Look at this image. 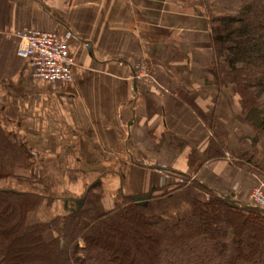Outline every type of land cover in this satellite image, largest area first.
<instances>
[{"label": "crops", "instance_id": "crops-1", "mask_svg": "<svg viewBox=\"0 0 264 264\" xmlns=\"http://www.w3.org/2000/svg\"><path fill=\"white\" fill-rule=\"evenodd\" d=\"M197 1L0 0V127L24 156L0 187L44 197L30 224L80 203L100 215L125 196L144 198L147 215L176 221L192 213L176 198V183L188 176L250 204L255 176L264 177V135L247 125L234 84L218 99L209 12ZM206 1L222 15L237 13L242 0ZM25 29L67 41L72 83L34 77L17 53ZM213 132L228 145L216 162L205 161ZM194 153L199 169L190 167ZM240 154L253 156L258 169L235 166Z\"/></svg>", "mask_w": 264, "mask_h": 264}, {"label": "trees", "instance_id": "trees-1", "mask_svg": "<svg viewBox=\"0 0 264 264\" xmlns=\"http://www.w3.org/2000/svg\"><path fill=\"white\" fill-rule=\"evenodd\" d=\"M197 2L209 12L218 99L226 85L234 84L247 125L264 135V0H242L237 13L222 15L209 10L216 1ZM227 153V143L213 132L205 161L216 162ZM23 159L22 149L0 127V177L14 174ZM232 162L258 169L253 156L240 154ZM189 163L197 169L204 164L195 153ZM185 178L176 183V198L185 200L192 213L173 222L145 214L135 197L125 196L100 215L80 203L63 217L30 224L29 214L44 197L0 187V264H264V211ZM51 229L61 233L48 240Z\"/></svg>", "mask_w": 264, "mask_h": 264}, {"label": "built area", "instance_id": "built-area-1", "mask_svg": "<svg viewBox=\"0 0 264 264\" xmlns=\"http://www.w3.org/2000/svg\"><path fill=\"white\" fill-rule=\"evenodd\" d=\"M18 38V56L29 61L35 78L51 83L74 81L75 59L64 38L53 32L31 29L18 32ZM255 177L256 183L249 194V203L264 210V177ZM185 179L182 177L180 182Z\"/></svg>", "mask_w": 264, "mask_h": 264}, {"label": "water", "instance_id": "water-1", "mask_svg": "<svg viewBox=\"0 0 264 264\" xmlns=\"http://www.w3.org/2000/svg\"><path fill=\"white\" fill-rule=\"evenodd\" d=\"M145 198L147 199L148 197H145ZM143 199L144 198H137V197L134 198V200L138 201V202H141ZM226 199H229V198L227 197ZM260 210H262V209H260ZM262 211H264V210H262Z\"/></svg>", "mask_w": 264, "mask_h": 264}, {"label": "rangeland", "instance_id": "rangeland-1", "mask_svg": "<svg viewBox=\"0 0 264 264\" xmlns=\"http://www.w3.org/2000/svg\"><path fill=\"white\" fill-rule=\"evenodd\" d=\"M259 136H262L261 134H258ZM173 222V221H172Z\"/></svg>", "mask_w": 264, "mask_h": 264}]
</instances>
